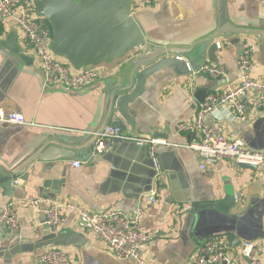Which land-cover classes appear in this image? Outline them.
I'll return each instance as SVG.
<instances>
[{
  "label": "crops",
  "instance_id": "0c3cea01",
  "mask_svg": "<svg viewBox=\"0 0 264 264\" xmlns=\"http://www.w3.org/2000/svg\"><path fill=\"white\" fill-rule=\"evenodd\" d=\"M223 13L234 27L264 29V0H156L153 7L133 17L148 37L185 43L219 21ZM14 35L25 56L32 57L26 52L23 32L7 22L0 35V108L21 114L36 127L0 126V166L9 164L12 170L36 153L46 134L76 136L80 144L90 142L105 116L109 90L118 76L127 81L136 53L100 64L106 69L101 93L93 89L66 93L46 89L35 62L31 65L13 54L7 46L16 42ZM217 42L221 44L215 54L217 63L209 62L206 55L205 64L196 60L198 68L188 76H177L172 69L153 75L143 94L129 105L133 125L124 121V134L167 142L150 146L151 157L142 150L145 147L129 142H113L105 152L94 155V144L80 151L83 159L36 160L21 172L11 190L4 193L0 188V206L13 203L20 219L16 237L1 232L0 264H35V256L50 248H39L46 231L45 206L37 210L28 205L39 195L71 200L93 213L120 211L132 216L139 199L156 190L157 203L147 206L144 220L146 231L153 234L142 249L144 264H189L198 247L211 238L226 239L239 264H247L239 256V244L256 241L264 247V170L228 160L202 170L198 153L187 148L198 135L177 130L179 124L196 119L210 93L239 81L238 57L246 48L253 49L252 78L264 84V45L244 35ZM206 64L222 66L226 77L213 79L200 72ZM246 113L244 121L211 115L207 122L213 135L241 140L251 151L264 153V111L247 104ZM153 156L156 177L150 162ZM73 162L86 165L76 168ZM226 200H230L226 211L206 208L191 213L194 205ZM58 233L76 234L83 240L80 246L61 247L72 254L73 264H137L133 259L116 258L107 246L80 231L75 213H66ZM229 236L240 243L230 244Z\"/></svg>",
  "mask_w": 264,
  "mask_h": 264
},
{
  "label": "built area",
  "instance_id": "2783aa9c",
  "mask_svg": "<svg viewBox=\"0 0 264 264\" xmlns=\"http://www.w3.org/2000/svg\"><path fill=\"white\" fill-rule=\"evenodd\" d=\"M156 0H134L131 16L137 12L154 6ZM7 22L21 30L26 41V52L34 59V66L43 74L46 89L59 90L66 93L93 89L102 91L104 67L99 65L76 68L65 58L57 56L52 50V29L48 21L41 17L34 0H0V35ZM221 44L218 43V48ZM240 79L234 85L210 93L201 105L194 121L181 123L177 126L179 132L197 134V141L191 142L187 148L198 153L202 160L200 168L215 164L220 160L231 161L238 166H249L255 170H264V153L248 149L241 140L225 136L213 135L207 122L209 116L216 115L219 120L231 119L244 121L246 106L251 104L264 111V84L252 78L253 49L246 48L238 57ZM200 72L213 79L224 78L226 69L222 66L206 64ZM18 125L36 127L21 114L7 113L0 108V126ZM113 142H129L140 147L166 145L160 138L137 137L124 134L119 128L107 127L98 134L93 154L100 155ZM80 168L86 162H73ZM158 192L151 190L138 201L136 211L128 216L120 211L93 213L71 200L45 198L41 195L29 202V206L44 208V226L50 234H58L67 212L75 213L76 226L82 232L89 233L97 242L107 246L112 254L119 259H133L137 264H144L142 249L153 238L146 231L144 220L146 208L157 203ZM6 232L10 237L20 233V219L13 203L0 206V235ZM264 247L261 242H245L240 246L239 256L247 264H264L262 256ZM35 264H73L71 253L61 247H50L35 256ZM189 264H239L230 253L227 240L211 238L198 247Z\"/></svg>",
  "mask_w": 264,
  "mask_h": 264
},
{
  "label": "water",
  "instance_id": "95a60500",
  "mask_svg": "<svg viewBox=\"0 0 264 264\" xmlns=\"http://www.w3.org/2000/svg\"><path fill=\"white\" fill-rule=\"evenodd\" d=\"M34 1L38 14L51 26V50L74 67L99 65L123 58L132 51L136 53L131 60L132 67L127 81H123L120 75L117 84L109 90L105 116L93 139L86 144H80L81 141L76 136L46 134L43 141L38 144L36 153L21 167L12 170L14 166L9 164L0 166V188L4 193L12 189L21 172L36 160L83 159L85 154H81L80 151L92 147L98 139V134L107 127L125 129L124 121L133 125V120L129 116V105L143 94L147 80L166 69L174 70L177 76H188L191 70L197 67L196 60L205 64L206 55L209 62L217 63L215 54L219 42L215 43L216 39L244 35L255 37L264 45V29L234 27L230 25L224 13L221 14L219 21L193 36L189 42H161L148 37L137 20L131 16L134 0ZM17 37L15 36L16 42L9 46L5 42L2 45L33 65V58L25 56ZM32 147L33 144L29 148ZM142 150L147 151V155L151 157L150 146ZM154 158L156 157L153 156L150 162L153 169L155 168L156 177L158 172ZM241 167L255 169L245 165ZM229 202L230 200H226L217 205L197 204L192 207L191 213L196 215L206 208L226 211L225 205L227 206ZM45 230L44 242L39 248L80 246L83 242L76 234H50L47 227ZM228 241L230 244L240 243L234 236H229Z\"/></svg>",
  "mask_w": 264,
  "mask_h": 264
}]
</instances>
